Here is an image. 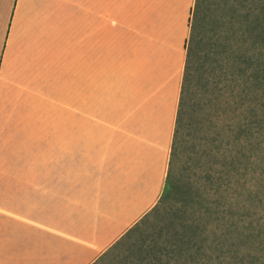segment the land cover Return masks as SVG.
Segmentation results:
<instances>
[{
    "label": "crops",
    "instance_id": "crops-1",
    "mask_svg": "<svg viewBox=\"0 0 264 264\" xmlns=\"http://www.w3.org/2000/svg\"><path fill=\"white\" fill-rule=\"evenodd\" d=\"M195 0H0V264H94L163 191Z\"/></svg>",
    "mask_w": 264,
    "mask_h": 264
},
{
    "label": "rangeland",
    "instance_id": "rangeland-1",
    "mask_svg": "<svg viewBox=\"0 0 264 264\" xmlns=\"http://www.w3.org/2000/svg\"><path fill=\"white\" fill-rule=\"evenodd\" d=\"M235 1L198 0L197 24L200 35L202 36L204 33L201 28L202 22L203 25L207 21L216 25L217 19H227L231 15L229 9ZM194 10H196V0L192 12ZM191 18H193V13H191ZM202 47V43L198 47L196 45L189 78L186 82L185 113L181 135H179L180 144H178L176 152H172L170 148L167 174L159 199L164 194L167 184L170 187L169 191L167 190L169 197L160 204H158V199V205L156 204L157 206L155 205L94 264H144L143 257L148 256L150 252L158 251L163 256L162 264H175L176 258L180 259L179 264L185 262L193 264H264V161L250 170L253 174V179L249 183L252 187L251 201L246 208L233 213L234 220L242 217V214H246V221L250 218L253 227H256L254 235L248 242L243 239L236 241L237 246L221 244L219 249L213 250L210 248L216 241L211 229L213 224L208 225L207 230L201 223L200 228L188 227L192 221L201 220L202 202L198 200L202 196L208 198L209 184L206 185V183L209 182V179L207 180L206 172L211 170L213 177L214 174L215 177H218L217 170L222 161L219 160L215 163V160L212 161L211 158L207 161L204 157L200 158L204 147L202 140L198 139L199 135L194 125L198 121L200 126L206 124L208 130L205 129L206 132H203L200 137H204L206 140L209 136L211 139L213 136L209 128L214 117L215 122H221L222 128H224L223 133L228 137L227 132L233 126L234 116L245 118L247 115L245 110L242 112L240 108L244 99L240 91V81L233 80L236 78L232 73L234 70L226 75L216 69L212 64V58L215 59L217 56L207 57L202 68L201 64L205 58ZM231 82L234 87L231 86ZM215 130L217 131L218 128ZM216 136L217 139L222 138V136ZM232 148L237 149L233 146ZM247 152L249 154V151ZM211 162L215 171L209 167ZM259 176L261 177L257 179ZM259 197L262 199L261 201H258ZM211 219L209 220L211 221ZM258 227L261 230L260 235L257 232ZM215 231H218L217 227ZM187 242H191L190 246H195L196 249L200 247V251L196 252L194 248L191 252L188 251L189 253L184 255L182 253L181 256L176 253L174 257L171 252L176 243L183 246ZM228 249L231 251L222 255ZM155 254L157 255V253ZM152 258L150 257L149 263L146 264H152L154 262Z\"/></svg>",
    "mask_w": 264,
    "mask_h": 264
},
{
    "label": "trees",
    "instance_id": "trees-1",
    "mask_svg": "<svg viewBox=\"0 0 264 264\" xmlns=\"http://www.w3.org/2000/svg\"><path fill=\"white\" fill-rule=\"evenodd\" d=\"M197 3L198 0H196V10L192 12L190 33L185 45L186 61L175 119L172 152H176L178 144H180L179 135H181L185 113L186 82L189 78L196 45L198 47L200 43L203 44L202 51L205 58L201 64L202 68L207 57L217 56L215 59L212 58V64L216 69L226 75L234 70L232 73L236 78L233 80L240 81V91L244 99L240 108L242 112L245 110V114L247 113L245 118L234 116L233 126L227 132L228 137L223 133L224 128H222L221 122H215L214 117L209 128L213 136L211 139L209 136L206 140L204 137H200L203 132H206L205 129L208 130L206 124L200 126L198 121L194 125L199 135L198 139L202 140L204 147L200 158L204 157L206 161L211 158L212 161L215 160V163L219 160L222 161L218 166L220 167L217 170L218 177H215V174L213 177L211 170L206 172L207 180L209 179V182L206 183V185L209 184L208 198L202 196L198 200L202 202L201 220L192 221L188 227L196 229L203 224L207 230L208 225L213 224L211 229L216 241L210 248L217 250L221 244L237 246L236 241L243 239L248 242L256 229L250 218L246 221V214H242V217L234 220L233 213L246 208L251 201L252 187L249 183L253 179V174L250 170L264 161V0H236L229 9L231 15L227 19H217L216 25L210 21L204 25L203 22L202 25L200 24L204 31L202 36L198 32L199 7H197ZM215 128L218 130L216 131ZM216 135L222 136V138L217 139ZM231 145L237 149L234 150ZM209 167L214 169L212 162ZM167 176L169 178V174ZM169 189V184H167L158 204L169 197ZM261 200L259 197L258 201ZM216 227L218 231H215ZM257 229L258 235H260L261 230L259 227ZM190 243L187 242L183 246L176 243L171 253L175 257L176 253L181 256L182 253L183 255L189 253L188 251L191 252L194 248V251H200V247L196 249L195 246H190ZM230 251L229 249L225 250L222 255ZM155 253L150 252L148 256L142 258V262L149 263V258L153 257L152 264H162V254H159V251ZM190 255L192 256V254ZM179 262L180 259L176 258L175 264H179ZM184 264L193 263L185 262Z\"/></svg>",
    "mask_w": 264,
    "mask_h": 264
}]
</instances>
